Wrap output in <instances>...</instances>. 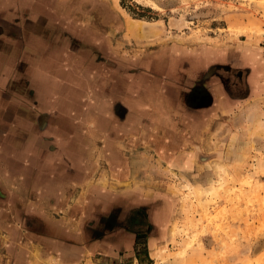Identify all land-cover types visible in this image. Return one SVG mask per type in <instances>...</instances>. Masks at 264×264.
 I'll return each mask as SVG.
<instances>
[{"label":"rangeland","instance_id":"rangeland-1","mask_svg":"<svg viewBox=\"0 0 264 264\" xmlns=\"http://www.w3.org/2000/svg\"><path fill=\"white\" fill-rule=\"evenodd\" d=\"M108 1L112 3L111 9L114 7L123 15L127 26L113 22L110 11L100 0H24V5L14 8L16 13L30 19L27 25L31 30L48 35L47 42H34L42 47L40 56L47 74L39 78L40 88L38 79L30 85L26 80L24 70L27 71L28 63L30 67L35 65L33 58L18 66L20 54L14 53L9 59L0 55V81L4 83L7 78L9 91L21 94L24 99L28 96L30 100L29 118L22 119L19 114H23L17 112L25 109V102L9 105L14 115L13 125L9 127L11 132L3 133L9 123L0 118V144L4 143L11 154L8 173L12 177L22 171L29 174V190L43 185L38 176L43 170L33 169V162L42 153L52 156L58 150L53 158L77 157V150L71 151L64 146L85 140L80 135L70 134L74 128L70 129L72 124L68 117L58 116L47 122L49 105L41 103L40 106L35 101L39 89L45 101L57 97L58 81L67 85L76 81L88 85L84 90L91 91L93 100L105 94L112 100L110 107L103 108L109 115V119H105L109 121V129L97 137L100 142L117 143L119 139L125 140L122 133H128V129L148 127L144 120H135L129 122L128 128L126 118L120 116L126 106L119 100L125 95L133 99V88L130 90L128 85L136 78L140 84V93L136 94H141L143 108L148 107L149 87L145 84L149 83L151 49L168 45L230 46L246 42L264 46V0ZM129 23L139 24L140 30L133 31ZM17 45L15 43L16 50L22 41ZM118 48H125V58L118 57ZM133 51L140 53L139 67L129 58ZM162 52L168 56L166 62L172 64L173 51L168 48ZM233 73L239 75H232L234 78L229 79L228 84L238 96L243 92L241 78L244 73ZM52 77L59 80L54 81ZM83 97L81 94L80 99ZM91 98L86 99L92 102ZM47 101L46 104L53 106ZM5 107L8 108L0 102V116ZM43 108L46 111L41 112ZM237 110V117H218L211 123L210 132L192 135L195 144L185 151L188 159L185 166L163 165L153 150H141L136 156L139 165L130 166V172L138 176L142 186L158 188L174 198L165 240L153 249L155 256L152 250L154 264H264V100L254 98L239 105ZM33 113L40 114L38 130L44 133H38ZM43 114L45 117L41 116ZM101 120L95 118L94 122L100 125ZM39 143L45 148L38 150ZM199 145L201 150L197 148ZM198 153L207 159L198 160ZM28 159L31 165H23L22 161ZM47 166H41L46 175L57 174ZM6 167L0 165L1 174ZM83 167L93 169L99 174L98 179L105 181L106 171L112 170L105 165L101 154ZM117 168L122 173L128 171V167ZM64 173H69V169ZM53 183L51 177L46 184ZM133 226L144 229L145 223ZM140 239L145 247L144 237Z\"/></svg>","mask_w":264,"mask_h":264},{"label":"crops","instance_id":"crops-1","mask_svg":"<svg viewBox=\"0 0 264 264\" xmlns=\"http://www.w3.org/2000/svg\"><path fill=\"white\" fill-rule=\"evenodd\" d=\"M100 1L110 11L113 22L127 26L123 15L118 14L114 7L111 9V4ZM24 4V0H0V55L9 59L14 53L20 54L18 66L33 58L35 65L30 67L28 63L27 71L24 70L26 80L30 85L31 81L38 79L40 88L39 78L47 74L43 67L44 59L40 56L42 47L34 42H47L48 35L31 30L27 25L30 19L15 12L16 6ZM20 40L22 45L16 50ZM168 48L175 54L172 64L166 62L168 56L161 54ZM124 49L118 48V57H126ZM129 58L139 67L140 53L133 51ZM69 71L72 72L71 69ZM234 71L244 73L241 78L243 92L238 96L233 94L228 84L229 79L234 78L232 75L236 74ZM148 74L149 83L145 84L146 88L149 87L148 107L143 108L141 94H136L140 93L136 78L131 79L128 85L130 90L133 88V99L125 95L119 100L127 107L120 115L126 118L127 126L129 122L144 120L148 127L144 130L128 129V133H122L125 140L119 139L117 143L100 142L97 137L109 129V121L105 120L109 119V115L103 108L110 107L112 100L105 94L94 101L91 91L84 90L88 85L78 84L77 81L68 85L61 83L57 78L61 74L52 77V80L58 81L57 97H51L49 101L46 99L53 106L46 104L45 98L40 96L42 90H38L35 97L37 104L49 105L47 122L58 116L68 117L72 124L70 129L74 128L70 134L80 135L85 140L64 146L71 151L77 150V157L53 158L58 150L52 156L42 153L33 162V169L43 170L38 173L43 185L38 184L31 190L29 174L22 171L17 177H12L8 173L11 154L4 143L0 144V165L7 166L4 174L0 172V188H4L0 189V264L155 263L152 250L165 240L174 198L158 188L142 186L138 176L130 172V166L139 165L136 156L141 150H153L163 165L185 166L188 163L185 151L192 143L195 144L194 134L210 132L211 123L218 117H237V107L246 101H253L254 98L264 100V46L246 42L230 46L197 44L157 47L151 49ZM8 87L7 78L4 83L0 81V102L8 107L0 116L9 123L3 131L5 134L11 132L9 127L14 120L9 105L17 101L25 102V109L17 111L23 114H19L22 119L29 118L31 112L28 96L21 98V94L10 92ZM81 94L86 98L90 96L92 102L84 97L80 99ZM58 102L62 103L57 105ZM41 116L45 117V114ZM33 117L38 124V133H44L38 130L40 114L33 113ZM95 118L103 119L100 125L94 122ZM40 145L38 150L45 148ZM197 148L201 150L200 145ZM100 154L105 165L112 167V170L106 171V181L98 179L99 174L93 169L83 167L90 160L94 162ZM200 154L198 160L207 159ZM27 163L31 165L29 159L22 161L23 165ZM46 165L57 174L46 175L41 169ZM117 166L128 167L127 173L116 169ZM67 169L69 173L65 174ZM51 177L54 183L47 185ZM141 222L145 223L144 229L133 226ZM142 235L147 256L139 250L137 240ZM137 251L140 254L137 255Z\"/></svg>","mask_w":264,"mask_h":264},{"label":"bare ground","instance_id":"bare-ground-1","mask_svg":"<svg viewBox=\"0 0 264 264\" xmlns=\"http://www.w3.org/2000/svg\"><path fill=\"white\" fill-rule=\"evenodd\" d=\"M107 4H112L110 3L108 0H104ZM111 7V6H110ZM129 28L132 29L133 31H139L141 26L139 24H136V23H129ZM131 30V31H132ZM154 251V250H153ZM156 252L154 251L153 254H155Z\"/></svg>","mask_w":264,"mask_h":264},{"label":"trees","instance_id":"trees-1","mask_svg":"<svg viewBox=\"0 0 264 264\" xmlns=\"http://www.w3.org/2000/svg\"><path fill=\"white\" fill-rule=\"evenodd\" d=\"M141 17H143V15H141ZM142 237H144V236L143 235L142 236H139V238L137 240L139 242V244H140L139 245V250L142 251L141 254H145L147 256V250L145 249V247H142V244H141V241H140L141 240L140 238H142ZM136 254L138 255V254H140V252L137 251Z\"/></svg>","mask_w":264,"mask_h":264}]
</instances>
